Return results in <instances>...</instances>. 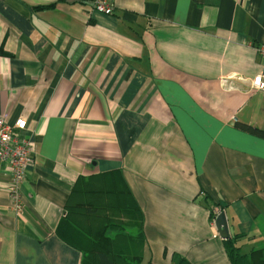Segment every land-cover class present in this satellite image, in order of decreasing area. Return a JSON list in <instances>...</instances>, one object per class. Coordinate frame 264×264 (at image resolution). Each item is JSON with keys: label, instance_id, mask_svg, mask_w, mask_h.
<instances>
[{"label": "crops", "instance_id": "0c3cea01", "mask_svg": "<svg viewBox=\"0 0 264 264\" xmlns=\"http://www.w3.org/2000/svg\"><path fill=\"white\" fill-rule=\"evenodd\" d=\"M263 45L264 0H0V117L35 147L22 214L0 161V264H81L58 229L106 177L142 212V264H231L221 212L264 248Z\"/></svg>", "mask_w": 264, "mask_h": 264}, {"label": "trees", "instance_id": "16d2710c", "mask_svg": "<svg viewBox=\"0 0 264 264\" xmlns=\"http://www.w3.org/2000/svg\"><path fill=\"white\" fill-rule=\"evenodd\" d=\"M54 6L38 9L45 10ZM244 128L262 133L248 125ZM125 216L127 222H123ZM58 233L81 252V264L143 263L142 212L125 184L114 177L89 179L79 184ZM243 236L237 234L224 241L230 263L264 264V248L243 253L239 245ZM173 264L192 263L187 258L178 257Z\"/></svg>", "mask_w": 264, "mask_h": 264}, {"label": "built area", "instance_id": "2783aa9c", "mask_svg": "<svg viewBox=\"0 0 264 264\" xmlns=\"http://www.w3.org/2000/svg\"><path fill=\"white\" fill-rule=\"evenodd\" d=\"M95 10L108 15L114 12L113 6L106 1L96 2ZM259 54L264 60V45L259 48ZM252 87L253 91H264V66L261 73L253 80ZM27 127L28 123L24 118H19L15 125H10L4 117H0V161L7 163L13 170L10 197L13 210L19 214H22L25 206L22 187L26 181L27 171L35 164V147L30 140L14 133L24 132Z\"/></svg>", "mask_w": 264, "mask_h": 264}, {"label": "water", "instance_id": "95a60500", "mask_svg": "<svg viewBox=\"0 0 264 264\" xmlns=\"http://www.w3.org/2000/svg\"><path fill=\"white\" fill-rule=\"evenodd\" d=\"M216 227L217 230L220 233V236L227 240L230 239V232H229V226H228V221H227V217H226V213L225 212H221L217 219H216Z\"/></svg>", "mask_w": 264, "mask_h": 264}, {"label": "rangeland", "instance_id": "374dc122", "mask_svg": "<svg viewBox=\"0 0 264 264\" xmlns=\"http://www.w3.org/2000/svg\"><path fill=\"white\" fill-rule=\"evenodd\" d=\"M117 202V201H116ZM121 220V218H119V221ZM128 221V218H127V216H125L124 218H123V222H127ZM145 264V263H144Z\"/></svg>", "mask_w": 264, "mask_h": 264}]
</instances>
